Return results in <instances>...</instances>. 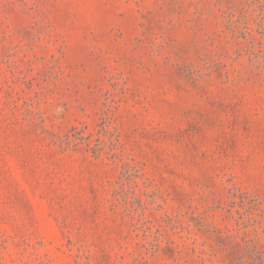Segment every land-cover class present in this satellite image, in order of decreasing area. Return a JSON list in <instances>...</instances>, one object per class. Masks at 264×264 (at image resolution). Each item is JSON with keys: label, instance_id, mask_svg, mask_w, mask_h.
I'll return each instance as SVG.
<instances>
[{"label": "rangeland", "instance_id": "1", "mask_svg": "<svg viewBox=\"0 0 264 264\" xmlns=\"http://www.w3.org/2000/svg\"><path fill=\"white\" fill-rule=\"evenodd\" d=\"M0 264H264V0H0Z\"/></svg>", "mask_w": 264, "mask_h": 264}]
</instances>
